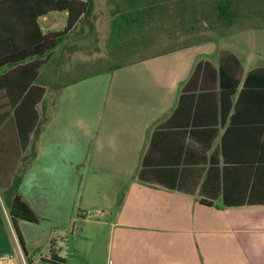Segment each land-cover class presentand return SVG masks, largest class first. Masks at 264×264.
<instances>
[{"label": "crops", "instance_id": "0c3cea01", "mask_svg": "<svg viewBox=\"0 0 264 264\" xmlns=\"http://www.w3.org/2000/svg\"><path fill=\"white\" fill-rule=\"evenodd\" d=\"M67 18L51 10L36 22L57 31ZM26 25L30 34V22L13 18L15 44L30 42L20 35ZM212 35L62 83H54L61 67L50 66L49 52L33 81L44 87L36 109L47 104V118L18 187L39 220H17L20 245L0 195V256L13 255L6 264H264V82L234 106L246 74L264 63L251 51L213 46ZM10 47L0 35V76L9 77L0 106L1 92L22 85L11 71L39 57ZM199 62L206 65L190 80ZM220 67L225 86L238 81L231 95L220 89ZM91 95L93 115L84 107ZM3 124L0 171L16 170L25 151L12 120ZM91 186L107 204L97 220L75 215L76 198ZM102 229L105 246H93Z\"/></svg>", "mask_w": 264, "mask_h": 264}, {"label": "trees", "instance_id": "16d2710c", "mask_svg": "<svg viewBox=\"0 0 264 264\" xmlns=\"http://www.w3.org/2000/svg\"><path fill=\"white\" fill-rule=\"evenodd\" d=\"M122 1L124 5L116 3L115 8L111 11L110 32L107 38L109 43H119L122 38L131 36L135 30L144 28L148 19L147 17H149L151 12L157 10L155 6L158 4L157 0ZM244 1H251L253 3L257 0H213L212 12L216 19L222 22L224 27H229L239 20L252 19L254 17L262 20L259 22H264V10L263 12L261 10L255 11L257 13L255 15L241 12L239 5ZM258 2L264 4V0H259ZM94 4V0H0V35L6 36L10 42L11 47L8 49V52L21 54L22 58L30 55L39 56L30 62L18 65L11 71L13 74L14 72L17 74L14 75L13 79H22L20 89H6L1 92L6 98L7 105L0 106V130L3 129L4 120L7 117L10 118L13 129L17 134L19 148L25 151V154L20 156L21 165L16 170L0 171V195L20 245H23V242L17 227V220L29 222H37L39 220L33 209L18 193L22 172L26 164L35 156V141L42 123L47 118L46 116L41 118V115L36 109L37 104L43 99L45 93L44 87L33 84V81L39 74L38 69L45 63L47 56H49V52L60 44L63 37L78 22L85 21L88 23L89 29L93 27L91 16L94 10ZM51 10H67L68 18L66 25L61 30L43 32L37 24L36 19ZM14 17L21 23H31V33L29 34V29L26 25V31L24 32L22 30L20 34L22 38L29 39L30 42L26 41L22 44H15L13 42V30L9 25ZM180 23L184 25L187 32L191 33L194 29H197V14L192 18L186 12H182ZM43 55L46 56L41 58ZM130 61L117 62L107 70L112 71ZM204 65L206 63L202 64L200 62L196 65L190 80L199 74ZM29 68H31L30 75L27 73ZM97 72L100 71L91 74ZM8 78V74L0 76V82H6ZM228 78V74L220 67V89L227 91L231 95L235 92L238 81L232 78L233 84L227 87L224 81L228 80ZM263 82L264 69H255L248 72L234 104L235 108L238 107L240 99L254 88L261 86ZM7 161L9 160L7 159ZM1 173L7 174L6 180H4ZM0 228L2 230L6 229V221L1 207Z\"/></svg>", "mask_w": 264, "mask_h": 264}, {"label": "rangeland", "instance_id": "374dc122", "mask_svg": "<svg viewBox=\"0 0 264 264\" xmlns=\"http://www.w3.org/2000/svg\"><path fill=\"white\" fill-rule=\"evenodd\" d=\"M157 1L158 4L155 5L157 10L151 12L152 15L150 14L151 16L147 17L145 27L135 30L131 36L124 37L119 43L115 44L109 43L107 40L110 32V19L112 18L111 11L115 8L116 3L124 5L123 1L94 0V10L91 16L93 27L89 29L88 23L80 21L63 37L60 44L55 48L53 63L50 66L54 65L61 68L60 72L57 69L55 71L54 83H62L67 79L79 77L80 75L107 70L117 62H127L142 56L154 55L180 45L201 40L212 34L213 38L210 40L213 46L224 47L233 51H251L258 62L264 63V28L240 26L253 21H262L259 18H247L240 25L236 24L230 28H225L212 12L213 0ZM258 1L240 3L241 12L244 14L252 13L253 15L257 14L255 11L261 10L263 12L264 4ZM182 12H186L192 18L197 14L198 23L195 33L189 34L184 25L180 23ZM57 14L61 15V13ZM223 30H228V32L223 35L218 34ZM209 44L211 46V42ZM57 60H59V63L55 65ZM46 75H49L48 70L43 77ZM53 87L55 88V86ZM102 89L103 86H100V91ZM53 92L54 90L48 92L50 98ZM76 94L77 97L81 96L79 92H76ZM84 107L86 114L90 112L93 115L96 106L92 95L91 103L85 104ZM45 108L46 111L49 109L47 104L44 108L39 105L41 118L45 115L42 112ZM95 189V186H91L89 192L86 191L83 196L79 195L76 198L74 203L75 215L88 216L97 220L99 217L97 211H105L106 201L92 193ZM102 217H105V215ZM85 229H87V232L89 230L90 232L97 231L90 224L86 225ZM55 233L60 234V232L56 231ZM99 234L100 236L93 243V246H105L106 230L102 229ZM36 246H46V244L40 241Z\"/></svg>", "mask_w": 264, "mask_h": 264}, {"label": "built area", "instance_id": "2783aa9c", "mask_svg": "<svg viewBox=\"0 0 264 264\" xmlns=\"http://www.w3.org/2000/svg\"><path fill=\"white\" fill-rule=\"evenodd\" d=\"M13 257V255L0 256V264H6Z\"/></svg>", "mask_w": 264, "mask_h": 264}]
</instances>
